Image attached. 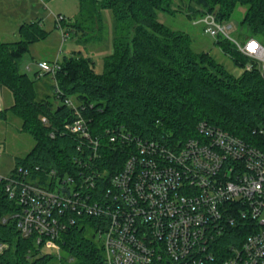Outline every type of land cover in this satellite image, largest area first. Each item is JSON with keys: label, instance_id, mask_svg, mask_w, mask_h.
<instances>
[{"label": "trees", "instance_id": "trees-1", "mask_svg": "<svg viewBox=\"0 0 264 264\" xmlns=\"http://www.w3.org/2000/svg\"><path fill=\"white\" fill-rule=\"evenodd\" d=\"M185 1V0H184ZM175 0H78L82 20L93 30L105 10L114 17L112 51L104 57L103 72L96 71L95 60L80 51L59 59L56 97L61 103L38 98L34 76L21 70L23 56L32 44L48 36L40 21L23 24L21 39L7 42L0 38V85L13 94V104L0 110V119L8 113L21 119L20 130L30 133L35 145L15 167L57 168L62 175L76 174L79 155L77 134L61 132L72 121L75 110L66 104L71 98L89 120L90 133L102 147L112 149L109 130L121 128L146 139L184 141L197 137V125L206 121L246 142L264 149V136L254 130L264 125V75L258 63L243 54L229 40H215L242 67L240 75L230 73L208 51H195L192 38L184 30L174 29L159 18L160 11L176 12ZM187 16L194 19L215 11L221 20H230L238 5L247 7L242 20L250 32L264 44V0H186ZM66 20V18H65ZM64 20V21H65ZM63 21V22H64ZM82 23V22H81ZM77 32L89 31L78 22H67ZM95 27V26H94ZM253 62L251 70L246 65ZM53 77V76H52ZM47 117L48 122L43 121ZM55 136L52 137L51 133ZM104 151L111 163L120 167L126 159L123 151ZM99 165V166H100ZM110 172L116 167L110 166ZM20 206L10 198L5 182L0 184V240L10 247L0 254V264H47L54 256L36 245L35 238L23 237L13 216ZM6 217V221L3 218ZM92 217L78 218L58 239L62 251L73 264H105V253L98 240ZM88 227L94 233L89 236Z\"/></svg>", "mask_w": 264, "mask_h": 264}, {"label": "built area", "instance_id": "built-area-1", "mask_svg": "<svg viewBox=\"0 0 264 264\" xmlns=\"http://www.w3.org/2000/svg\"><path fill=\"white\" fill-rule=\"evenodd\" d=\"M39 1L46 5L47 0ZM56 20L63 26L65 16ZM193 23L215 39L232 42L264 75V44L258 38L233 36V23L215 11ZM68 34L65 30L64 37ZM37 64L41 75L55 77L60 68L59 59ZM253 67V62L246 65ZM65 102L76 117L61 132L89 141L78 142L76 174L39 166L37 173L25 166L0 173V184L5 182L20 206L13 216L23 237L33 236L44 252L54 249L60 256L61 233L87 216L96 219L105 264H264L262 147L206 121L197 125V137L184 141L110 129L111 150L126 154L120 167L110 164L116 167L110 172V166L100 165L108 160L104 151L109 148L91 136L89 120L76 103L69 97ZM254 132L264 136V125ZM9 247L0 240V254Z\"/></svg>", "mask_w": 264, "mask_h": 264}, {"label": "rangeland", "instance_id": "rangeland-1", "mask_svg": "<svg viewBox=\"0 0 264 264\" xmlns=\"http://www.w3.org/2000/svg\"><path fill=\"white\" fill-rule=\"evenodd\" d=\"M16 1L22 3L25 0H0V27L2 30L7 27L6 30L9 31L4 32L7 35H12L11 31L15 23L20 19H25L24 17L27 15L14 7L15 3L17 4ZM173 8L174 10L176 9L174 13L160 11V20L174 29L188 32L192 38V47L195 51L210 52L230 73L240 75L243 72V68L234 65L230 56L216 44V39L204 32L202 24H194L187 16V12L191 8H189L186 0H175ZM39 10L41 13L43 12V28L49 33L43 43L36 45L38 56L41 55L43 58L55 60L57 54H59L57 59H60L65 54L80 51L95 60L97 72H103L104 57L112 51L114 17L110 10L104 11L103 18L95 22L92 31L89 29L91 24L88 26V21L85 22L81 18L78 0H47L46 5L40 2ZM246 11V6L238 5L230 19L234 26L232 35L241 40L250 34L242 23ZM58 14H62L66 18L63 26H60L56 20ZM78 19L80 24L88 29L87 31L89 32L87 34H83L82 31L77 32L75 28L67 25V22H76V20L78 22ZM26 21L30 20H23V22ZM65 30L69 32L67 37H64ZM37 46L41 47L38 49ZM34 48L30 47V50L23 56L21 61V70L27 72L30 76H34L35 71L39 70L37 60L34 61ZM56 84V80L51 75H46L39 79L37 81L38 98H47L55 104L61 103V100L56 97ZM9 98L14 100L11 94ZM12 103H9L7 107ZM7 118V120L0 119V173L4 175L12 172L17 157L26 156L35 145L33 136L26 131L20 130L21 119L19 117L8 113ZM86 233L92 236L94 231L88 227ZM50 252L54 256L47 264H73L67 253L62 251L61 255L58 256L54 249Z\"/></svg>", "mask_w": 264, "mask_h": 264}, {"label": "crops", "instance_id": "crops-1", "mask_svg": "<svg viewBox=\"0 0 264 264\" xmlns=\"http://www.w3.org/2000/svg\"><path fill=\"white\" fill-rule=\"evenodd\" d=\"M36 1L35 0H31V1L25 0L22 3L16 1L17 4L15 3L14 7L19 9L20 11H23L27 15L24 17L25 19H20L19 21H17V23H15L13 28L11 27L12 28V31H11L12 35H7L6 33H4L5 31H9V30H6L7 27H5L3 30L0 27V38L3 41L12 42V41L20 40L21 39L20 27L23 24L28 23V22L40 21L39 25L41 28H43V22H44L43 12L41 13L39 10L40 1L39 0H36ZM23 20H30V21L23 22ZM46 38L41 39V40H39L36 43L31 45L32 49H33V47H35L34 48V51H35L34 61L35 60H41V59L50 60L49 58L41 57V55L38 56V52H37L38 50L36 48V45L38 43H43L46 40ZM37 47L39 49V47H41V46H37ZM57 57H59V54H57V56L55 58L57 59ZM10 94L13 95L6 87L0 85V110L7 108L8 104L13 102V100H10V98H9ZM12 104H10V106Z\"/></svg>", "mask_w": 264, "mask_h": 264}]
</instances>
